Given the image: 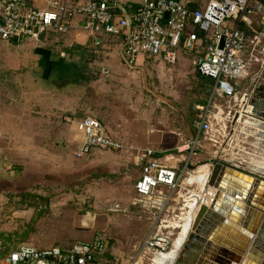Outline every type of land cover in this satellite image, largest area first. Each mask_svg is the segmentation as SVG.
<instances>
[{"label": "rangeland", "instance_id": "obj_1", "mask_svg": "<svg viewBox=\"0 0 264 264\" xmlns=\"http://www.w3.org/2000/svg\"><path fill=\"white\" fill-rule=\"evenodd\" d=\"M115 39L116 43L121 42L119 38ZM20 44L0 41V109L6 112L3 113L6 123H13L16 117L13 118L12 112L17 110L26 115L21 116L25 119L21 124L35 125L36 129L18 135V158L10 156H15L7 151L11 148L6 149V155L16 162L19 171L9 180L13 182L14 190L5 192L6 196L0 199V204L4 205L0 215V236L6 239V246L14 248L22 242L40 247L67 246L77 240L92 239L97 230L107 234L111 246L122 245L128 238V224L135 226L136 243L140 242L154 223L151 214L137 209L138 212L128 218V213L110 210L106 200L128 203L140 170L137 156L146 148L164 151L178 147L181 141L176 133H187L192 118L200 114L195 105L208 104L213 84L203 81L192 64L191 55L182 53L185 56L173 65L152 60L145 67L130 70L126 94L125 86L116 84L104 70L106 55L87 48L76 49L65 57L69 58L70 65L77 67V72L82 71L85 76L64 90L56 89L42 77L39 65L42 57L36 55L39 52L30 48L31 44ZM64 46L68 47L62 42L57 47ZM59 49L53 50V58L61 56ZM25 53L29 64L18 62V56ZM33 68L39 71L30 78ZM254 87L251 86V92ZM126 98L128 124H117L119 119L125 118L126 111L121 103L124 101L119 99ZM232 105L226 132L229 137L225 138L230 146L228 142L223 146L222 140L215 142L218 148L212 145L209 152H202L201 158L196 156L191 173L202 164H207L208 170L212 169L211 164L218 158H231L240 153L247 157L253 144L261 151L262 158L254 157L251 166L264 171V125L260 126L258 121L246 116L233 125L235 112L244 106L240 101ZM91 114L109 122L111 134L119 137L124 147L97 149L78 158L75 151L81 143V136L72 120ZM218 116L215 125L220 128L224 121L222 115ZM231 128L238 132L234 141L230 139ZM250 131L254 132V137H248V133L252 134ZM10 134L0 133L1 146H9ZM241 139L248 148L235 153L238 152L235 146L241 144ZM65 142L69 144L68 149L62 148ZM188 184L189 189L198 188L200 195L209 190L208 182L188 181ZM9 203L8 208L14 207V211L6 210ZM19 209L22 212H16ZM87 212L94 214L89 224L84 221ZM155 256L156 253L152 262L146 264H153Z\"/></svg>", "mask_w": 264, "mask_h": 264}, {"label": "built area", "instance_id": "obj_2", "mask_svg": "<svg viewBox=\"0 0 264 264\" xmlns=\"http://www.w3.org/2000/svg\"><path fill=\"white\" fill-rule=\"evenodd\" d=\"M74 29L85 32L99 48L119 38L121 56L130 66L140 58L173 65L181 53L189 54L198 73L215 82L210 102L217 93L232 97L244 106L235 112L239 113L236 124L244 116L261 121L254 112L250 93L238 92L234 82L248 74L251 63L260 66L258 77L264 71L262 0H139L136 7L132 0H0L1 41L40 47ZM248 44L253 46V52L246 58ZM211 106L213 103L197 106L203 114L193 122V139L187 146L175 149L184 154L182 166L169 165L156 157L153 149H147L138 159L141 176L135 183L131 205L106 203L113 211L127 214L134 207L153 217L149 233L137 245L129 264L151 263L155 253L171 251L176 238L173 230L181 228L194 202H201L199 189L186 185L201 134L213 135L219 130L215 123L220 114L212 113ZM76 124L82 134L76 152L79 158L95 148L123 147L95 117L85 116ZM230 139L234 141L231 136ZM93 215L85 214V224ZM109 246V239L99 230L92 239L67 246L38 247L27 242L8 251L0 249V264H125L110 255Z\"/></svg>", "mask_w": 264, "mask_h": 264}, {"label": "crops", "instance_id": "obj_3", "mask_svg": "<svg viewBox=\"0 0 264 264\" xmlns=\"http://www.w3.org/2000/svg\"><path fill=\"white\" fill-rule=\"evenodd\" d=\"M138 1L139 0H132L134 7H136ZM70 34L68 36L63 37V38H59V37L58 38L57 37L51 38L47 41L46 44H44L40 47H35L33 45L28 44V45H30L29 46L30 48L32 47L33 50H35L36 52H39L38 54H36L37 56H39V54H40V56L42 57V60L39 62V65H41L40 67L42 69L41 72H43L42 77L44 79L48 80L51 85H54V88H56V89L58 88V89L64 90V89L68 88L69 86H71L73 83H78V81L81 80L78 78V75H76V71H77L76 68L77 67L76 66L74 67V65L73 66L70 65V62L68 61L69 58H65L66 56L71 54V52H73L76 49H87V48H89L88 50H92L94 53L100 52V53H103L104 55H106V59H107L106 65L107 66L104 67V70H106V72L109 76L113 77L114 81H116V84L120 83L119 85L125 86L124 90H125V93L127 92L126 94H128V73H129V71L130 70H136V68L145 67V65L148 64L147 62H150L153 60V59L140 58L138 60V63L135 66H130L123 60V58L121 56V46H122L121 42H119V43H116L115 41L108 42L105 46L99 48L98 46H95L93 44L91 38L82 30L74 29L71 31ZM62 42L67 43L68 47L65 48L66 46H64L63 48L59 49L57 46H59V44ZM14 44L21 46L20 43L14 42ZM23 45H26V44H23ZM54 47H55V49L57 48L61 51L60 57L57 54L59 58H53L52 57V52H53V50H55ZM60 51H59V54H60ZM252 52H253V46L248 44V46L245 49L244 56L246 58H249V56H251ZM181 55H182V53L179 55V59L181 57L185 56V55H182V56ZM187 56H189V55H187ZM189 57L192 61V56H189ZM26 60H27L26 53L24 55L22 54V56H18V62L19 63L29 64L28 60L27 61ZM153 61H155V60H153ZM162 62L163 61H161V63ZM37 71H39V70H36V68H33V74L31 75L30 78H34L35 77L34 74ZM259 71H260V66L256 63H251L248 74L245 77L237 79L234 82L236 90L238 92H240L241 94L250 93L251 92L250 88L252 85L257 86L259 84L260 85L263 84L264 83V71L261 73L262 76L258 77L257 74L259 73ZM198 75L200 76V78L203 81H205L209 84H211V83L213 84L211 87V96H212V91H213L215 82L210 78H207V77L200 75L199 73H198ZM260 92H261V95H264V91L261 90ZM114 93H116V92H114ZM211 96H210V100H211ZM126 97H128V95ZM119 100L124 101L121 103L124 104L126 111L123 114V117H125V118L124 119L122 118L124 121L119 119L117 121V124H122V123L128 124V103H127L128 98H126L125 100H123V99H119ZM210 100H209L208 104L213 103V106H211L212 107V113L217 112V114L219 113L220 115H222V117H223L222 120L224 122H222V124H220L221 126H219L220 127L219 130L215 131V133L213 135H209L206 132H203L201 134V140H200L201 142H200V145L198 148V154L196 155L197 158L202 157L203 151L209 152L210 151L209 149H211L212 145L217 147L218 145L215 142L220 143L219 141L222 140V141H224L223 146L226 145V143L228 142L227 137L229 135H226V132L228 129L227 124L229 123L228 118H229V114H231V112H232V106H233L232 104H233V102H235V99L232 97H227V96H224L220 93H217L215 96V99L211 102H210ZM208 104L201 103L200 105L201 106H208ZM196 107H197V105H195V108ZM3 110L4 109H0V133H8L9 132V133H11L10 135L12 136V139L9 137L10 138L9 146L5 147V146L0 145V199H2L1 197L6 196L5 192L7 194V193L12 192L14 190L12 187L13 182H9V180H12L10 177L17 175L19 172V171H17L18 167L15 166V164H14L16 162L14 160H10V158L6 155V149L11 148V150H7V151L9 153L10 152L14 153L15 156H13L11 154H10V156L14 157V158H16V156H17V158H18L19 157V155L17 154L18 149L16 148V146H17L16 140L18 139V135L24 134L26 132H32V130L36 129L35 125L29 126L27 124H21L25 120V119H22V117H26V115H22L17 110H14V112H12L13 118L16 117L14 119L13 123H10V124L6 123L5 122V116L3 115V113L6 114V112ZM202 114H203V111L200 110V114H196L192 118L191 122L189 123L187 133H185L183 131H179L176 133V135L179 137V139L181 141V143L179 144L178 147L187 146V144L193 139V137L196 133L193 122H194V120L200 118ZM90 116L101 120L104 123V125L107 127L108 132L110 134L112 133V132H110V128H108V125H107V124H109V122H106L104 120V118H101V116L98 117V116L92 115V114ZM84 117H82V118H84ZM82 118L72 120V122L75 123L76 129L81 136V143H82V134L77 128L76 121L80 120ZM22 125H23V127H22ZM235 130L233 128H231L230 135H232V139L236 137V134H238V132H236ZM242 131L243 130H241L240 132H242ZM243 132H246V131H243ZM250 132H252V134L248 133L247 134L248 137H250L254 134L253 131H250ZM111 136L114 137L117 141L121 142L123 147H124V143L119 137L114 136L112 134H111ZM253 137H254V135H253ZM225 138H227V139H225ZM240 142H241V144H236V146H235V149H236V147L238 148V152H235V153L244 152L243 149L245 150L248 148L247 146H245V141L243 139H241ZM81 143L79 144V147H80ZM57 144H58V142L55 143L56 146H57ZM68 145H69L68 142H65L62 145V146H64L62 148H66ZM227 145L230 146V143L228 142ZM253 145H254L253 148H251V147L249 148V151L247 152V154H248L247 157H245V155L243 153H240L239 155H236L235 157L223 158V159H225V160H227V161H229L235 165H238L242 168H245L247 170L256 172L258 174H264V171L256 170L254 167L251 166V164L253 163L252 161L254 160V157L255 158H262L261 151L259 152L257 150L258 147L256 148L255 144H253ZM68 148L69 147H67V149ZM176 148L177 147H175L174 149L172 148V149L164 150V151L163 150L162 151L156 150L154 148H146V150L147 149H153L155 151L156 157L161 158L162 160H166V162L169 165L177 167V166H182L184 154H178L175 150ZM254 148H256V149H254ZM67 149H65V150H67ZM97 149H103V148H95L89 154H86L83 157L90 155L93 151H95ZM231 149H234V148L232 147ZM231 149H229V150H231ZM77 150L75 151V155H76ZM112 150H116V149H112ZM250 150H251V152H250ZM142 153L143 152H140V154H142ZM227 153H228V151H227ZM140 154L137 156V160H136V163L139 166L140 170H139V174L135 180V183L139 179V177L141 176V166L138 164V159H139ZM170 154H173V156H171ZM196 156L194 157V160H195ZM83 157H81V158H83ZM208 168H209V166L207 164L200 165L196 171L191 173L190 177H188L187 180L188 181H196V182L202 183V184L207 183V180H208L209 175H210V170H208ZM135 183L133 185V195L128 200L127 204H124V203L119 202V201H112L111 199L106 200V202H119L122 205H126V206L131 205L132 199L135 195ZM7 187H10V189L7 190L6 189ZM202 194H201V196H202ZM9 205H10V203L7 205L6 210L8 211V209L9 210L11 209L10 211H14L13 210L14 207L8 208ZM0 209L3 212L4 211V205L0 204ZM16 212H22V211L19 209ZM137 212H138V210L135 209L134 207H132L130 212L128 213V218H131V216L135 215ZM1 213H0V215H1ZM128 226H129L128 238H126L125 241L122 242V245L116 244V245L111 246V244H110V246H109L110 255L121 259L125 264L130 263V258H131V256H133V254L135 253L137 245L140 243V242L136 243L137 233H135L133 230V229H135V226H131V224H128ZM180 229L181 230L183 229L182 226ZM180 229L173 230L174 236H177L176 238H178ZM97 231H99V230H97ZM101 231H103V230H101ZM104 234L107 236V234L105 232H104ZM107 238L109 239L108 236H107ZM176 238H175V240H176ZM109 243H110V239H109ZM6 245H7V243L4 240V238H0V249L7 250ZM16 247H14V248H16ZM176 249H177V247H176V241H175L171 251H169L167 253H164V252L163 253H161V252L156 253L153 264L168 263L167 259L169 258L170 255L175 254Z\"/></svg>", "mask_w": 264, "mask_h": 264}, {"label": "water", "instance_id": "obj_4", "mask_svg": "<svg viewBox=\"0 0 264 264\" xmlns=\"http://www.w3.org/2000/svg\"><path fill=\"white\" fill-rule=\"evenodd\" d=\"M261 90L264 83L255 86L250 97L254 112L261 118L258 123L263 126ZM238 118L239 113L233 124ZM211 167L208 184L217 190L215 198L209 206H200L172 264H264V174L222 158L213 161Z\"/></svg>", "mask_w": 264, "mask_h": 264}, {"label": "bare ground", "instance_id": "obj_5", "mask_svg": "<svg viewBox=\"0 0 264 264\" xmlns=\"http://www.w3.org/2000/svg\"><path fill=\"white\" fill-rule=\"evenodd\" d=\"M210 172H211V169H210ZM208 181H209V178H208L207 182ZM225 188H227V185L224 184L223 191H226ZM216 192H217L216 189L214 187L210 186L209 190L206 193V196H204L205 192L202 194L201 202H199V203L197 202V204H196V201H195V203H194V205L196 204L195 207L193 205L192 212L185 219V221L182 223L181 226L183 229L179 232L178 238H176V240H175L176 241V247H177L176 252L174 255L169 256V258L167 259L168 263H165V264H172L174 262V260L178 256L180 250L183 248V245L185 244V242L187 240L188 234L190 233V230L194 224L195 216H196L197 212L199 211L200 206L204 203L209 206L211 204V202L214 200ZM175 241H174V243H175ZM165 253H167V252H165Z\"/></svg>", "mask_w": 264, "mask_h": 264}, {"label": "trees", "instance_id": "obj_6", "mask_svg": "<svg viewBox=\"0 0 264 264\" xmlns=\"http://www.w3.org/2000/svg\"><path fill=\"white\" fill-rule=\"evenodd\" d=\"M202 35H203V33H202ZM76 75H78V78L80 79H82L84 76H85V73L84 72H82V71H76ZM101 231V230H100ZM103 232V231H102ZM0 238H4L2 235L0 236ZM4 240H6V239H4ZM22 243H27V242H22ZM54 245H58V244H54ZM37 246V245H36ZM52 246V245H51ZM15 247V246H14ZM38 247H40V246H38ZM13 247H7V251L8 250H10V249H12Z\"/></svg>", "mask_w": 264, "mask_h": 264}]
</instances>
